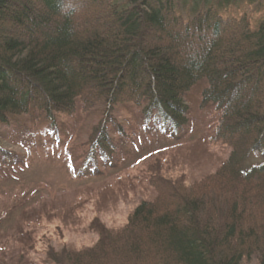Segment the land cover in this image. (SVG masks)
Here are the masks:
<instances>
[{
  "label": "trees",
  "instance_id": "1",
  "mask_svg": "<svg viewBox=\"0 0 264 264\" xmlns=\"http://www.w3.org/2000/svg\"><path fill=\"white\" fill-rule=\"evenodd\" d=\"M129 105L138 113L119 124L116 109ZM91 115L99 122L76 156L65 145ZM202 128L231 148L223 188L143 201L122 229L100 227L94 247L62 250L54 264H241L252 254L264 264V0H0L1 195L41 154L59 152L74 178L103 179L142 158V133L179 142ZM12 203L33 225L55 216ZM16 234L30 249L32 235ZM9 255L0 264H29Z\"/></svg>",
  "mask_w": 264,
  "mask_h": 264
},
{
  "label": "rangeland",
  "instance_id": "2",
  "mask_svg": "<svg viewBox=\"0 0 264 264\" xmlns=\"http://www.w3.org/2000/svg\"><path fill=\"white\" fill-rule=\"evenodd\" d=\"M119 107L116 109L119 124H126L125 120L130 121L132 114L138 113L130 105L127 110ZM98 122L97 115H91L79 124L75 120L78 134L65 147H73L76 156L86 150L84 144ZM208 122L212 128L214 121ZM207 129L202 128L188 135L182 131L181 135H186L179 142L161 140L153 132L151 135L142 133L135 142L142 158L113 177L103 179L74 178L59 161V152L50 154L54 162L41 154L20 176V181V178L13 180L11 185L1 188L5 192L4 195L0 193V217L2 219L10 212L11 215L0 225V236L3 237L0 239V262L5 263L9 254L19 251V256L26 258L29 264H54L51 259L59 258L62 250L78 253L94 247L99 239L100 227L122 229L133 210L143 201L160 198L159 202L165 204L171 201L169 191L192 197L197 193L212 194L217 187L223 188L221 182L225 181L218 171L229 158L231 148L212 139V132ZM112 138L116 143L118 138ZM114 143L110 151L115 155L118 149ZM153 169L160 171L156 177H153ZM31 199H35L32 205L29 204ZM13 201L28 205L27 211L43 204L50 210L55 207V212L51 213L55 216L50 220L44 217L39 225H33V221L22 219L23 209L26 211V208L17 207L16 210ZM61 202L65 203V208ZM257 216L261 224L263 216L260 217L259 213ZM19 230L32 235L30 249L20 251V244L15 241ZM256 257L253 254L245 257L241 264H258Z\"/></svg>",
  "mask_w": 264,
  "mask_h": 264
}]
</instances>
